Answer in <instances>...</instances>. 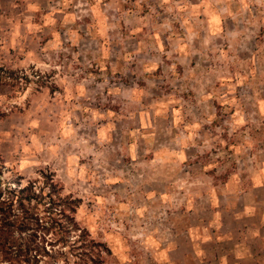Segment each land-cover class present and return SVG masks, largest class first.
<instances>
[{"label":"rangeland","instance_id":"1","mask_svg":"<svg viewBox=\"0 0 264 264\" xmlns=\"http://www.w3.org/2000/svg\"><path fill=\"white\" fill-rule=\"evenodd\" d=\"M225 1L3 4L1 187L54 175L105 264L230 263L264 204V0Z\"/></svg>","mask_w":264,"mask_h":264},{"label":"trees","instance_id":"2","mask_svg":"<svg viewBox=\"0 0 264 264\" xmlns=\"http://www.w3.org/2000/svg\"><path fill=\"white\" fill-rule=\"evenodd\" d=\"M23 181L0 187V255L10 264H105L108 248L77 221L81 201L52 174Z\"/></svg>","mask_w":264,"mask_h":264},{"label":"crops","instance_id":"3","mask_svg":"<svg viewBox=\"0 0 264 264\" xmlns=\"http://www.w3.org/2000/svg\"><path fill=\"white\" fill-rule=\"evenodd\" d=\"M16 1L17 0H0V19L6 18V16L2 15V12L4 11L5 8L3 4L5 3L9 4L8 9L11 10L12 7L20 6ZM226 1L228 2L231 0H226ZM225 9H227V7ZM219 12L220 11L217 8V13ZM22 14L24 15V13H19L18 17L20 18ZM213 25L214 24L212 23V26ZM209 30H211V28ZM10 165L11 164H9L8 166ZM251 191L259 192L260 189L256 188L250 190L249 192L244 193L243 213L242 215H240L239 213L233 214L234 222L238 224L241 219H243L244 221L245 219H250L254 217L256 215V206L263 207V209L260 213V216L258 217L259 218L258 223L251 224L250 222L245 223L244 221V224L242 225L244 236L242 237V240L239 241L237 245L234 246V248H236L234 249L235 253H232V255L230 256L231 258H229L231 259V262L229 263L227 261V264H264V204H262L261 202H255L256 205H249L246 202V198L251 194ZM230 239H232V237ZM232 242H234V238L232 239ZM215 259L219 263L222 261V257L219 256V258L217 259V255L215 256Z\"/></svg>","mask_w":264,"mask_h":264},{"label":"water","instance_id":"4","mask_svg":"<svg viewBox=\"0 0 264 264\" xmlns=\"http://www.w3.org/2000/svg\"><path fill=\"white\" fill-rule=\"evenodd\" d=\"M1 182H2V180H1V178H0V187L2 186V183H1Z\"/></svg>","mask_w":264,"mask_h":264}]
</instances>
